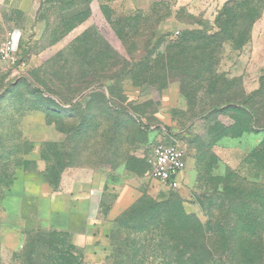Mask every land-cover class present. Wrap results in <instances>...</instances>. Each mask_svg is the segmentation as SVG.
I'll return each mask as SVG.
<instances>
[{
	"label": "rangeland",
	"instance_id": "374dc122",
	"mask_svg": "<svg viewBox=\"0 0 264 264\" xmlns=\"http://www.w3.org/2000/svg\"><path fill=\"white\" fill-rule=\"evenodd\" d=\"M36 9L0 61V264H264V0ZM158 142L184 150L177 190ZM66 169L108 178L99 219L51 203Z\"/></svg>",
	"mask_w": 264,
	"mask_h": 264
},
{
	"label": "crops",
	"instance_id": "0c3cea01",
	"mask_svg": "<svg viewBox=\"0 0 264 264\" xmlns=\"http://www.w3.org/2000/svg\"><path fill=\"white\" fill-rule=\"evenodd\" d=\"M36 2L0 0V29L6 34H12L18 44L23 42L34 25ZM109 189L108 178L98 172L66 169L60 175L58 192L50 201L52 203L60 199L64 202L67 216L82 210L86 219L95 220L100 218L102 205L108 201Z\"/></svg>",
	"mask_w": 264,
	"mask_h": 264
},
{
	"label": "built area",
	"instance_id": "2783aa9c",
	"mask_svg": "<svg viewBox=\"0 0 264 264\" xmlns=\"http://www.w3.org/2000/svg\"><path fill=\"white\" fill-rule=\"evenodd\" d=\"M18 41L12 34H7L0 48V61L14 64L17 61ZM151 168V178L162 186L177 190L180 187V177L184 167V150L179 144L158 142L151 148L148 159Z\"/></svg>",
	"mask_w": 264,
	"mask_h": 264
},
{
	"label": "trees",
	"instance_id": "16d2710c",
	"mask_svg": "<svg viewBox=\"0 0 264 264\" xmlns=\"http://www.w3.org/2000/svg\"><path fill=\"white\" fill-rule=\"evenodd\" d=\"M261 131H264V126L261 128Z\"/></svg>",
	"mask_w": 264,
	"mask_h": 264
}]
</instances>
